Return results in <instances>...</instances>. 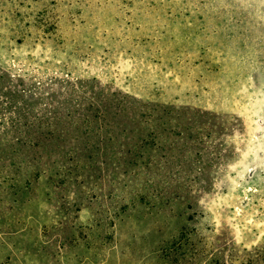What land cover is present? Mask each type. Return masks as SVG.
<instances>
[{"label":"rangeland","instance_id":"1","mask_svg":"<svg viewBox=\"0 0 264 264\" xmlns=\"http://www.w3.org/2000/svg\"><path fill=\"white\" fill-rule=\"evenodd\" d=\"M0 67L124 109L83 183L0 171V264H259L264 0H0Z\"/></svg>","mask_w":264,"mask_h":264},{"label":"trees","instance_id":"2","mask_svg":"<svg viewBox=\"0 0 264 264\" xmlns=\"http://www.w3.org/2000/svg\"><path fill=\"white\" fill-rule=\"evenodd\" d=\"M12 72L0 67V171L18 172L23 165L32 166L33 175L38 178L48 171L50 158H53L54 171L56 167H66L63 157L70 155L76 161L75 166L67 167L64 172L67 179L56 183H83L77 177L91 167L90 153L99 149L101 143H91L88 137L96 136L106 126L114 128L116 120L108 123L107 118H120L124 112L123 101L116 99L117 103L100 107L103 102L98 99L100 94L93 88L90 94L84 91L86 86L82 81L52 77L43 82ZM110 107L115 109L111 117ZM142 119L149 118L144 115ZM61 122L68 123V128L62 130ZM93 123L97 125L96 130L89 129ZM79 127H85L86 132L81 140L71 143L68 138ZM256 260L264 264V251L257 252Z\"/></svg>","mask_w":264,"mask_h":264}]
</instances>
